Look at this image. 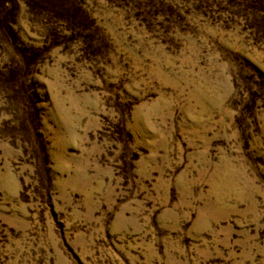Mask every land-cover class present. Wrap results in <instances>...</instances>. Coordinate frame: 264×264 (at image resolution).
<instances>
[{
	"label": "rangeland",
	"instance_id": "374dc122",
	"mask_svg": "<svg viewBox=\"0 0 264 264\" xmlns=\"http://www.w3.org/2000/svg\"><path fill=\"white\" fill-rule=\"evenodd\" d=\"M0 264H264V0H0Z\"/></svg>",
	"mask_w": 264,
	"mask_h": 264
}]
</instances>
